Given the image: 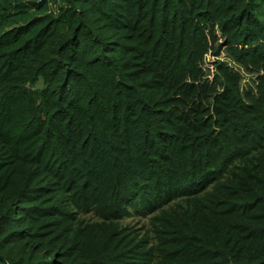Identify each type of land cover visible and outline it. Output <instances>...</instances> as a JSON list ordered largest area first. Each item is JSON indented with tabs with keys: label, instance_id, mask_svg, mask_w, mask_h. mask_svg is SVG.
I'll use <instances>...</instances> for the list:
<instances>
[{
	"label": "trees",
	"instance_id": "obj_1",
	"mask_svg": "<svg viewBox=\"0 0 264 264\" xmlns=\"http://www.w3.org/2000/svg\"><path fill=\"white\" fill-rule=\"evenodd\" d=\"M22 2L0 0V264H264V0Z\"/></svg>",
	"mask_w": 264,
	"mask_h": 264
},
{
	"label": "rangeland",
	"instance_id": "obj_2",
	"mask_svg": "<svg viewBox=\"0 0 264 264\" xmlns=\"http://www.w3.org/2000/svg\"><path fill=\"white\" fill-rule=\"evenodd\" d=\"M30 0H23V5L25 6L26 5V8H22V9H20V10H18V11H16V13L17 12H19V13H21L25 18L26 17H31L33 14H34V8L33 7H28V4H27V2H29ZM37 1V0H36ZM212 59L213 58H211V57H209V59L207 58V60H209V61H206V63L208 64L210 61H212ZM238 70V72H239V74H240V76H241V79H242V84H241V88H242V90L243 91H246V90H248L249 88H251V87H253L254 86V81H255V76H253V75H248V74H246L245 72H243L241 69H237ZM207 71L209 72H211V71H213V69H212V66H211V64H209L208 65V69H207ZM209 77H212V75L210 74L209 75ZM128 220H130V219H128ZM132 221V220H131ZM134 221H137V222H141V223H148V221L146 220H142V219H137V218H135L134 219Z\"/></svg>",
	"mask_w": 264,
	"mask_h": 264
}]
</instances>
